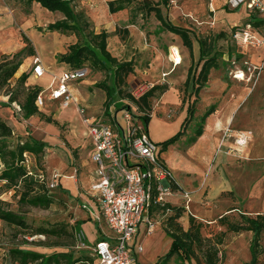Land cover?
Instances as JSON below:
<instances>
[{
	"label": "rangeland",
	"instance_id": "rangeland-1",
	"mask_svg": "<svg viewBox=\"0 0 264 264\" xmlns=\"http://www.w3.org/2000/svg\"><path fill=\"white\" fill-rule=\"evenodd\" d=\"M110 1L113 0H76L73 5L76 12L85 15L88 22L86 32H107L108 51L119 62H132L133 71L125 76V84L117 85L114 69L110 65L103 72L93 71L87 66L88 75L85 79L69 83L75 102L86 106L89 117L107 122L106 88L97 87L103 84L110 89L113 97L112 116L118 113L121 125H125L122 121L123 113L128 111L136 119L146 113L151 119L163 120L165 127L159 128L158 135H155L153 125L150 126V135L154 141H161L159 138L165 130L179 127L173 136L179 132H182V136L175 146L164 150L158 145V153H161L162 159L180 184H184V173L189 170L200 177L193 182L196 178L192 179L189 187H184V192L191 197L190 210L185 209L183 200L176 199L170 203L175 208L185 210L179 224L187 230L188 219L193 216L202 223L201 233L204 238L216 241L224 233L223 245L219 247L221 264H249L253 234L230 233L226 227L221 226L219 219L226 215L228 221L239 222L242 214L264 215V26L254 28L250 25V29H247L252 14L264 17V0H261L263 11L250 10L245 3L234 8L230 5V0H169L168 9L161 6L163 16L169 22L189 32L195 50L191 55L182 40L178 39L179 46L183 45L181 48L186 62L172 78L163 77L162 70L156 67L160 64L164 66L161 62L167 59L169 47L174 43L177 45L176 39H170L166 32L161 31L160 22L154 13L147 14L143 6L144 0H131L124 11L116 14L109 13L107 4ZM149 1L155 6L160 0ZM235 9L238 11H233ZM63 18L60 12H50L37 3L27 5L18 0H0V62L24 50L20 57L22 66L8 85L0 90V121L12 129V137L9 139L11 148L29 137L48 144L39 162L34 156L27 155L24 166L29 174L43 176L53 201L47 209L21 205L19 198L23 187L8 190L6 184L0 181V207L22 217L28 226L21 228L0 220V264H11L10 250L15 247L43 254L67 250L39 246L57 242L72 244L67 233L62 231L61 237L57 239L34 236V230L39 227H65L70 233L77 218L88 214L84 209L88 171L93 168V178L97 177L90 159L89 148L92 142L77 104L72 103L69 108L64 109L55 102L46 101L39 114L28 120L23 118L20 108L29 90L47 89L44 87H48L51 80L48 74L41 80L33 78L31 72L35 58L44 61L50 69L45 68L50 75H54L66 68L58 62L59 54L77 41L87 43L85 32L77 37L74 31L48 30L50 24ZM242 29L252 31L259 45H244L235 39V32ZM217 35L223 36L217 41V51L222 54L219 55L218 69L211 71L207 86L196 95L192 83L184 86L185 80L182 79L189 65L193 66L195 77L201 68L198 65V39ZM173 58H177L175 52ZM155 60V70L149 71ZM240 72L244 76L243 80L236 79ZM23 74L29 75V78L25 84H20L19 78ZM179 77L181 81L177 79ZM154 86L167 87L171 93L163 101L162 95L157 92L156 97L150 99L149 110H141L128 97L129 94L134 98L140 97V94ZM173 94L177 99L176 104L170 99ZM10 96L16 100L11 104ZM213 105L216 106V112L203 123L205 134L197 138L198 143H193L192 138L202 117ZM188 110L193 111L192 116ZM187 116L189 120L183 125ZM47 118L56 123H47ZM136 124L146 131L142 119L137 120ZM224 129L229 130L231 136H222L220 142L218 138L220 146L215 150L217 143L214 134H223ZM237 141L243 145H239ZM189 147L191 148L188 150ZM55 176L60 178L61 185L57 179V186L52 189L50 186L55 184ZM217 185L220 188L214 190ZM170 215V212L165 215L155 214L151 218L163 236L165 222ZM80 223L81 227L84 224L88 238L91 241L96 239L99 226L97 221L86 217ZM100 229L110 233L104 221L100 223ZM158 230L149 242L143 239L145 251L139 256L140 264H154L159 255H166L170 251L171 242L166 250L169 240L161 242ZM144 236L141 233L140 238ZM74 247L77 258L86 253ZM38 248L48 251H38ZM258 251L259 264H264V233ZM180 262V258L174 256L167 264ZM181 264L190 263L184 257Z\"/></svg>",
	"mask_w": 264,
	"mask_h": 264
},
{
	"label": "trees",
	"instance_id": "trees-1",
	"mask_svg": "<svg viewBox=\"0 0 264 264\" xmlns=\"http://www.w3.org/2000/svg\"><path fill=\"white\" fill-rule=\"evenodd\" d=\"M27 5L33 3L39 4L42 8L50 12H60L63 15V20L50 24L49 31H74L76 36L79 37L81 32H85V38L87 43L83 44L77 41L71 44L67 50L57 56L59 63H64L69 66L70 69H83L90 67L93 71H107L108 65L114 69V79L117 85L125 84V76L129 75L133 71L132 62H119L117 58L113 57L107 49V41L109 34L105 31L96 34L94 32L87 33L88 22L85 15L82 12H76L73 3L76 0H18ZM169 0H160L155 6H152V2L149 0L143 1V6L146 8L147 14L154 13L155 18L160 22L161 31L169 32L179 36L183 42V45L189 49L192 55L193 43L189 36V32L179 26H176L169 22L164 16L161 9L163 6L165 9L169 8ZM131 0H113L108 2V10L110 14H116L124 11ZM236 12V11H235ZM248 25L254 28H260L264 26V17L260 18L256 13L252 14L251 20ZM223 36L217 35L212 37H205L198 39L200 46V56L198 65L201 68L195 77L194 68L191 66L188 71L187 79L184 86H189L192 83L195 94L198 95L200 91L207 86L209 75L213 69H218V60L220 54L217 51V41ZM27 40V39H26ZM28 41V40H27ZM24 53V50L15 54L12 58H5L0 62V90L4 89L9 81L19 71L23 64L20 57ZM32 74V72H31ZM29 75L23 74L19 78L20 84H25ZM98 88L105 89L107 94L106 116L109 119L113 118L109 111L112 106L113 97L111 91L106 85L99 84ZM42 88H33L28 91L24 102L20 105L23 113V118L28 120L29 118L39 114V108L36 106L35 101L37 95L42 92ZM168 91L167 87L154 86L147 92H145L139 99H135L129 94L128 97L140 107L141 110H149L150 99L155 98L157 92L160 96ZM15 98L9 97V104L15 102ZM128 106H126L127 108ZM192 113V110H188ZM216 112V106H211L201 119V124L196 130L192 142L195 143L197 138L203 134V123L206 118ZM138 119H142L145 122L146 127L150 124L151 117L149 114L144 115ZM189 118L183 122L185 125ZM47 123H56L54 120L47 118ZM182 132H179L172 138L161 143L160 145L166 150L170 146L175 145L181 138ZM12 137V129L6 123L0 121V181L6 184L8 190L17 189L19 186L23 187L20 194L19 203L21 205H29L35 208L47 209L53 203L52 198L49 196V188L43 181V176L39 174H29L24 164L26 161L25 156H34L39 162L48 147V144L32 137H29L24 142H19L15 148H11L9 145V139ZM165 166V164L163 163ZM62 190V189H61ZM66 192V190H62ZM184 208H175L169 203L160 204L153 203L150 209V217L155 214L172 213L165 222V233L172 240V246L170 251L158 260L157 264H167L171 258L177 256L182 263L183 258L186 257L188 263L192 264H221L222 259L220 255L219 247L223 245V234L216 239V241L202 236L201 230L203 228L202 223L196 220L193 216L188 219L189 227L187 230L179 224V220L182 218ZM0 220L9 224L15 225L21 228H27V224L22 217L11 211H6L0 207ZM221 226L226 227L230 233H243L250 232L253 234V238L250 244L251 261L249 264H259V247L260 241L264 233V215L249 216L242 214L239 222H230L226 215L219 219ZM81 229V223H76L72 232L68 233L65 229L54 227L45 228L39 227L34 230V236L40 235L46 238L57 237L59 239L62 235V231L67 233L72 240V244H62L57 242L53 245H45L44 243L39 246L45 248H65L67 250L63 252H53L51 254L39 253L27 248L15 247L10 250L11 264H94L95 259L87 251L81 257L75 256V232ZM75 243V244H74ZM81 251V250H80ZM179 264V263H177Z\"/></svg>",
	"mask_w": 264,
	"mask_h": 264
},
{
	"label": "built area",
	"instance_id": "built-area-1",
	"mask_svg": "<svg viewBox=\"0 0 264 264\" xmlns=\"http://www.w3.org/2000/svg\"><path fill=\"white\" fill-rule=\"evenodd\" d=\"M229 3L234 8L245 3L250 10L263 11L261 0H230ZM234 38L244 45H259L249 30H237ZM173 60L177 65V60ZM45 72L40 59L35 58L34 78H42ZM87 75V68H69L54 75L49 88L37 95L36 106L40 110L49 101L58 103L61 108H69L76 103L69 83L83 80ZM140 97L135 96V99ZM76 104L92 142L90 159L97 178L91 190L97 196L100 216L111 232L110 238L90 246L85 231L80 229L75 232L76 248L91 254L94 264H139L137 255L143 252V247L135 244V237L140 225L146 223L147 233L154 232L156 223L150 217L151 206L153 203L166 204L178 184L160 161L158 144L136 124V117L129 111L123 113L125 125L117 120L112 124L87 116L85 109ZM229 133L226 130L224 137H229ZM55 177V184L50 186L52 189L57 186L58 178ZM181 197L185 206L190 203L189 193L183 192Z\"/></svg>",
	"mask_w": 264,
	"mask_h": 264
},
{
	"label": "crops",
	"instance_id": "crops-1",
	"mask_svg": "<svg viewBox=\"0 0 264 264\" xmlns=\"http://www.w3.org/2000/svg\"><path fill=\"white\" fill-rule=\"evenodd\" d=\"M219 1V0H218ZM217 1V2H218ZM233 11H238V9H235V10H233ZM249 27V28H248ZM247 29H250V25H248L247 26ZM251 34H252V31H249ZM167 33V35L168 36H170L171 38L170 39H176V44L177 45H175V43H174V45H172V46H170L169 47V55L168 56H166V60L165 61H163V62H161V63H163V65L164 66H162L161 64L158 66V68L156 67L157 66V61L155 60L154 61V63H152V65H151V69L149 70V71H152V70H155V67H156V69H158V70H162L161 72V74L162 75H166V77H171L174 73H176V71L179 69V68H181L182 67V65L184 64L185 65V62H186V57H185V54L183 53V50H182V46H179L180 45V42L178 41V39H181L179 36H177V35H175V34H172V33H169V32H166ZM190 36V35H189ZM198 42V41H197ZM175 49V51H173ZM193 50H194V48L192 49V52H193ZM195 51V50H194ZM176 53V60H177V62H178V64L177 65H174V58H173V53ZM198 52H199V56H200V46H199V43H198ZM194 55H195V52H194ZM40 59V58H39ZM41 61V60H40ZM198 61H199V59H198ZM43 62V67L45 68V67H47V68H49V66H47L45 63H44V61H41V63ZM62 65H65V69H61L62 71H66V70H68L69 69V66L68 65H66V64H64V63H62ZM183 65V66H184ZM162 67V68H161ZM191 66L189 65L188 67H187V71H185L186 72V74H185V77H184V79H182V80H185L186 81V79H187V76H188V71H189V68H190ZM50 69V68H49ZM164 70H166V71H164ZM45 75H49L50 77H51V80H50V82L48 83V87H44V88H49V86L51 85V83H52V78H53V76L54 75H58L60 72H62V71H60L59 73H57V74H54V75H50V73L48 72V70L45 68ZM45 75L42 77V78H40V79H36V78H34V76H33V78L34 79H36V80H41V79H43L44 77H45ZM173 77V76H172ZM171 77V78H172ZM181 77V76H180ZM177 78V79H180V81H181V78ZM185 83V82H184ZM44 86V85H43ZM169 90V89H168ZM170 93H171V91H168V92H166L165 94H163L162 95V99H163V101L166 99V97H168V95H170ZM170 99L172 100V102L174 103V104H176L177 103V99H176V96L173 94V96H171L170 97ZM49 102V101H48ZM84 109H85V111H86V106H84L83 104H81V103H79ZM57 105H59L58 103H57ZM59 107H60V105H59ZM42 109V108H41ZM41 109H40V111H41ZM109 111H110V113H111V116H112V114H113V112H114V110H113V107H110V109H109ZM86 114H87V111H86ZM88 116V115H87ZM91 117V116H90ZM113 118H111V119H109L107 122L106 121H104V120H102L103 122H106V123H112V124H114L115 122H116V120L119 122V120H118V113H116V115L115 116H112ZM188 117V116H187ZM186 117V118H187ZM96 119V118H95ZM96 120H98V119H96ZM137 120H139V119H137ZM99 121H101V120H99ZM151 125H153V131H154V133H155V135H158L157 133H158V131H159V128H161V127H165L164 125V123H163V120H160V119H158L157 118V120H156V118H152L151 119V121H150V124L146 127V133H147V135H149V137L152 139V137H151V135H150V126ZM179 126V125H178ZM224 127L223 128H225V125H223ZM227 126V125H226ZM171 127V126H170ZM177 129H179V127H176L175 129H172V128H170V129H168V130H165L164 132H163V134H162V136L159 138V139H161V141H154L153 139V141L155 142V143H157L158 145H160L161 143L160 142H165V141H167L168 139H170V138H172L173 137V134L177 131ZM227 129H224L223 130V134H220V132L219 133H216V134H214V137L216 138L215 139V142L217 143L218 142V138H220L219 139V142H220V140H221V138H222V136H224V133H225V131H226ZM205 134V131L203 132V134H202V136ZM231 136V135H230ZM228 138V137H227ZM198 141H199V139H198ZM198 141L196 142V143H198ZM237 143L239 144V145H243V144H241L239 141H237ZM243 143V142H242ZM173 146H175V145H173ZM220 146V144L218 145V143H217V145H215V150H216V148H218ZM171 148H172V146H170ZM191 147H189L188 148V150L190 149ZM240 149V148H239ZM89 150H90V155H91V151H92V147H90L89 148ZM159 159H160V161L162 162V163H164L165 164V166L170 170V172L173 174V172H172V170L170 169V167L167 165V163L162 159V156H161V153H159ZM192 173H194L193 172V170H189L187 173H184V176L186 177L185 179H184V184L182 185V184H180L177 180H176V178L174 177V179H175V181L177 182V186H175L174 187V191H175V193H174V195L173 196H170V197H168L167 199H166V203H171L173 200H176V199H180V200H182V197H181V194L184 192V187H189L190 186V183H191V180L192 179H194V178H196V179H194V180H192V182L193 181H195V180H198L200 177L197 175V174H192ZM93 174H94V171H93V168L92 169H90L89 171H88V177H87V186H88V188L86 189V192H85V196H84V199H85V204H84V209L85 210H87V212H88V214L86 215V216H82L81 218H77V221H76V223L78 222V223H80V222H82V221H85V219H86V217H87V219L88 220H91V221H94L95 222V220L97 221V224H99V226H98V228H97V232H96V239H94L93 241H91V239H89L88 238V236H87V242H88V244L90 245V246H93V245H95L97 242H99V241H101V240H106V239H108V238H110V236H111V232L110 233H105V232H102L101 231V229H100V223L103 221L102 220V218H101V216H100V213H101V211H100V208H99V204H98V199H97V196H96V194L91 190V186L94 184V182L96 181V179H94L93 178ZM96 174V173H95ZM173 176H174V174H173ZM60 180V178L58 179V181ZM59 183H60V185H61V182L59 181ZM58 183V184H59ZM219 185H217V186H215V189L214 190H216V189H218V188H220V186L218 187ZM67 189V188H66ZM68 191H70L69 190V188L67 189ZM74 192V191H73ZM191 202V201H190ZM86 207V208H85ZM185 208H186V210H190L191 209V204H188V205H186V206H184ZM83 227H85L84 226V224L82 225ZM83 227H81V229H83L84 230V228ZM158 230V228H157V226H156V228H155V230H154V232L152 233V234H148L147 233V225H146V223H143V224H141L140 225V228H139V231H138V233H137V235H136V237H135V244L136 245H141L142 247H143V245H142V242H143V239H144V241L145 242H149L152 238V235L155 233V231H157ZM186 230V229H185ZM158 232L160 233V235L158 236L159 237V240L161 241V242H167V240H169L168 241V244H167V246H166V250H168V247L170 246V242H171V246H172V240L166 235V233H164V236L161 234V232L158 230ZM141 233H144V237H142V238H140V236H141ZM87 235V234H86ZM164 239V240H163ZM171 246H170V248H171ZM38 251H42V252H47L48 250L47 249H41V248H38L37 249ZM165 250V251H166ZM144 251H145V248L143 247V252H141V253H138V255H137V257H138V263L140 264V262H139V256L142 254V253H144ZM167 252V251H166ZM165 254V253H164ZM165 255H159V257H157V260H160L162 257H164ZM156 260V261H157ZM158 262V261H157ZM157 262H155L154 264H157Z\"/></svg>",
	"mask_w": 264,
	"mask_h": 264
},
{
	"label": "bare ground",
	"instance_id": "bare-ground-1",
	"mask_svg": "<svg viewBox=\"0 0 264 264\" xmlns=\"http://www.w3.org/2000/svg\"><path fill=\"white\" fill-rule=\"evenodd\" d=\"M236 79L243 80V79H244L243 74L240 72V73L236 76Z\"/></svg>",
	"mask_w": 264,
	"mask_h": 264
}]
</instances>
